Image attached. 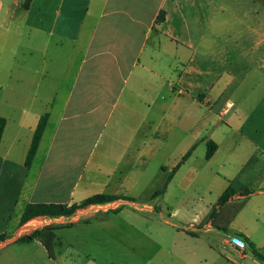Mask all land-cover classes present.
Returning <instances> with one entry per match:
<instances>
[{"label":"crops","instance_id":"1","mask_svg":"<svg viewBox=\"0 0 264 264\" xmlns=\"http://www.w3.org/2000/svg\"><path fill=\"white\" fill-rule=\"evenodd\" d=\"M256 1L0 0V116L7 120L0 145V235L7 239L0 249L19 244L27 224L55 228L52 250L58 248L62 264H264L232 241L244 236L264 254V203L255 224H244L243 208L229 225L217 221L222 231L207 220L216 206L195 210L182 204L184 197L169 199L168 192L159 203L175 205L136 221L118 209L128 196L112 188L114 180L120 186L129 180L122 169L132 167L135 154L159 136L153 112L164 121L169 104L185 102L210 111L219 106V119L228 117L240 90L233 87L232 72L241 70L242 59L264 72V12ZM233 22L242 26L235 46L217 48L218 30ZM46 113L47 127L26 169ZM214 118L199 114L196 142L218 143ZM253 120L255 129L261 117ZM262 161L251 153L238 164V188L245 186V168ZM259 181L246 204L264 195V178ZM96 194L120 198L71 216L20 224L29 204L70 206ZM238 200L240 195L217 211L226 212ZM14 208H20V219L11 231ZM217 233L227 237L205 235ZM56 261L48 252L47 263Z\"/></svg>","mask_w":264,"mask_h":264},{"label":"rangeland","instance_id":"2","mask_svg":"<svg viewBox=\"0 0 264 264\" xmlns=\"http://www.w3.org/2000/svg\"><path fill=\"white\" fill-rule=\"evenodd\" d=\"M254 6L260 9L263 6L264 12V0H257ZM218 31L222 33V37L217 48L225 44L235 46V39L242 33V26L233 22L230 27H221ZM228 35L231 38H228ZM239 68L240 71L232 72L233 87L239 86L240 90H238L239 94L233 98L235 107L228 117L219 119V106L213 107V110L210 111L207 107L185 102L177 105L169 104L164 121L159 118L158 111L153 112L155 120L153 127H159V136L152 137V144L145 149L144 153L135 154L132 167L122 169V172L130 174V178L125 184L120 186L115 184V180L113 181L112 188L120 191L122 195L128 196L127 202L118 207L119 211H123L124 215L130 216L136 221L143 222L147 215L153 214L149 211H159L160 208L166 210L167 206L175 205L177 202L174 201L159 203L163 195L155 198L153 196L163 188L173 168L190 150L187 145L191 142L195 143L192 154L174 174L167 187L166 192L169 194V199L173 195H177L178 198L184 197L186 201L182 204L189 205L195 210L216 206L219 197L228 186V181H234L238 164L251 153L262 156L263 163L260 165L251 163L245 168L244 188L253 191L259 189V179L264 178V154H261L260 151L255 152V144L264 149V72L258 71L254 65L246 63L243 59ZM245 92L247 93L246 99L242 95ZM175 108L181 112L176 114ZM199 114L210 117L215 115L212 130H214V137L218 141L219 148L210 160L205 158L206 144L201 142V138H199V142L194 140L193 127ZM257 115L261 117L257 128H255L259 132H255L254 129L253 119ZM204 137L205 135L202 136V138ZM240 202L238 200L231 209L236 208ZM263 203L264 195L255 194L244 206L241 219L246 226L260 220L259 207ZM19 213L20 208H14L10 212L11 219L8 227L11 231L18 225ZM41 228L43 227L37 229ZM34 230L36 229H32L26 224L21 229L23 231L21 236ZM259 234L262 233L259 232ZM263 238L264 236H262ZM238 239L241 240L240 237ZM51 252L57 259L51 264H62L58 248H53ZM47 262V249L37 243H19L0 249V264H48Z\"/></svg>","mask_w":264,"mask_h":264},{"label":"trees","instance_id":"3","mask_svg":"<svg viewBox=\"0 0 264 264\" xmlns=\"http://www.w3.org/2000/svg\"><path fill=\"white\" fill-rule=\"evenodd\" d=\"M165 18L164 13L162 12L158 18L159 22H162ZM49 115L46 113L41 116L39 123L35 129L32 142L29 148V151L27 153L26 161H25V167L26 169H30L33 161L35 159V156L37 154L41 139L43 137V134L45 132V129L47 127ZM7 124V120L0 116V145L3 138V133L5 130ZM217 144L214 142H208L207 144V152H206V160H210L215 152L217 151ZM194 148H192L190 151H188L181 159V161L173 168L170 176L168 177L167 181L165 182L163 188L156 192L154 194V198L165 194L167 187L172 180L174 174L179 170V168L182 166V164L190 157L192 154ZM244 173V171H243ZM237 180L230 181L228 187L223 192V194L219 197L218 202L216 204V207H226L230 200L235 197L236 195H240L242 197V200L240 204L236 208H228V210L224 213H219L217 211V208H213L210 212L209 216L207 217V220H211L215 226L218 227L216 224L217 221H223L226 224H230L235 216L244 208L246 205L247 200L249 197L254 193L253 190H250L248 188H238L237 187ZM120 197L119 196H113L108 194H96L93 195L82 202L78 204L73 205H67V204H57V203H36V204H29L26 206L22 217H21V225H24L28 222H30L33 219L37 218H57L62 216H71L75 214L77 211L81 209L88 208L92 205H105L108 203H112L114 201H117ZM117 213V211H115ZM222 231H226V228L218 227ZM55 228L46 226L41 229H36L33 232L24 234L21 236L17 243L21 244H29L34 241L41 242L44 247L47 249V251L50 253L52 251V243L56 239V234L54 233ZM236 237H240L241 240L244 242L245 248H249L252 255L257 258L259 261L264 263V254L260 253L253 244L247 240L244 236L237 235ZM7 239L6 234L0 235V242H3Z\"/></svg>","mask_w":264,"mask_h":264},{"label":"water","instance_id":"4","mask_svg":"<svg viewBox=\"0 0 264 264\" xmlns=\"http://www.w3.org/2000/svg\"><path fill=\"white\" fill-rule=\"evenodd\" d=\"M205 235H216V236H221V237H227V236H225V235H223V234H220V233H217V234H205ZM232 241H233L235 244L239 245V246H244V242H243L242 240L236 238V237H234V238L232 239ZM249 254H250V253H249ZM250 255H251V254H250Z\"/></svg>","mask_w":264,"mask_h":264},{"label":"built area","instance_id":"5","mask_svg":"<svg viewBox=\"0 0 264 264\" xmlns=\"http://www.w3.org/2000/svg\"><path fill=\"white\" fill-rule=\"evenodd\" d=\"M238 247H239V248H244L245 246H239V245H238Z\"/></svg>","mask_w":264,"mask_h":264}]
</instances>
